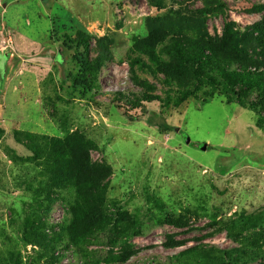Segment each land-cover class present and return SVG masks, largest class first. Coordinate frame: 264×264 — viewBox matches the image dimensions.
Returning <instances> with one entry per match:
<instances>
[{
	"label": "rangeland",
	"instance_id": "rangeland-1",
	"mask_svg": "<svg viewBox=\"0 0 264 264\" xmlns=\"http://www.w3.org/2000/svg\"><path fill=\"white\" fill-rule=\"evenodd\" d=\"M223 1L224 14L207 16L213 37L230 23L240 40L243 28L264 18L247 12L264 0ZM205 2L0 0V261L46 264L55 250L59 264H181L175 256L196 245L208 256L190 264H231L222 252L235 248L256 251L259 259L232 264H264V133L256 116L221 97L179 108L152 102L131 109L117 101L118 93L145 90L133 81L132 48L154 29H184ZM84 37L90 59L105 61L91 93L74 82L87 57ZM138 77L161 95L160 83L144 70ZM161 123L177 130L162 132ZM76 132L95 144L92 162L112 170L110 212L129 214L141 231L125 240V251L103 240L90 245L86 261L60 248L70 191H58L59 200L49 203L42 167L17 141L18 133L63 138ZM170 217L186 219L190 229L160 224ZM170 237L187 245L167 249Z\"/></svg>",
	"mask_w": 264,
	"mask_h": 264
},
{
	"label": "trees",
	"instance_id": "trees-1",
	"mask_svg": "<svg viewBox=\"0 0 264 264\" xmlns=\"http://www.w3.org/2000/svg\"><path fill=\"white\" fill-rule=\"evenodd\" d=\"M226 9L223 0H206L203 8L192 12L190 17L196 19L188 22L184 29L152 30L145 41H139L132 48V56L128 59L133 81L138 86H145V90L128 95L118 93L117 101H125L131 109H139L143 103L152 102H159L164 108H179L191 99L208 104L221 97L227 105L236 104L251 111L256 116V127L264 133V18L243 28L240 40L230 23L225 24L221 37L211 36L206 27L207 16L210 13L224 14ZM247 12L264 14V5H253ZM174 13L184 16L178 10ZM81 45L87 57L81 63L74 82L91 93L98 86L105 61L90 59L89 38H82ZM140 70L160 83L161 95L153 94L156 86L146 81L142 83L138 77ZM159 128L162 132L177 130L166 123H161ZM17 141L28 148L33 155L32 161L42 167L45 180L40 184L49 203L59 200L56 196L58 191H70V217L62 226L61 235L65 241L60 243V248L73 250L86 261L90 257L88 247L101 243L100 240L108 248L120 247L125 251L128 245L125 240L141 235L138 222L129 214L120 212L114 215L110 212L106 195L112 170L107 165L92 162L90 153L96 148L92 141L78 132L63 138L18 133ZM187 143L190 144L189 141ZM208 148L204 144L202 149ZM160 224L178 230L190 229L189 222L182 218L170 217ZM27 241L35 245V240ZM185 245L187 241L170 237L166 248L174 250ZM52 252L46 264H59L56 251ZM108 254L113 256L112 252ZM222 254L231 264L259 259L256 251L251 249L235 248ZM129 256H124L123 260L127 261ZM207 256L201 247L195 245L179 252L175 258L181 264H190L196 257L205 260ZM0 264H7V261L2 260Z\"/></svg>",
	"mask_w": 264,
	"mask_h": 264
}]
</instances>
